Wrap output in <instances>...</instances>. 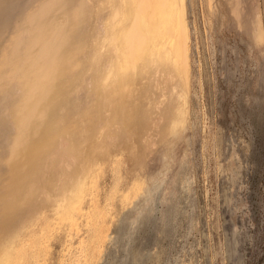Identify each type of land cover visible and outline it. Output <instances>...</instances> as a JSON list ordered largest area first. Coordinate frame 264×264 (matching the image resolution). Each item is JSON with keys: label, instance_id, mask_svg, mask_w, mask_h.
I'll list each match as a JSON object with an SVG mask.
<instances>
[{"label": "rangeland", "instance_id": "1", "mask_svg": "<svg viewBox=\"0 0 264 264\" xmlns=\"http://www.w3.org/2000/svg\"><path fill=\"white\" fill-rule=\"evenodd\" d=\"M53 1L54 3L49 4L54 6L51 7L52 14L50 10V15H47L48 25L50 22V25L54 24V21H51L53 17L56 22L63 17L64 0ZM73 1L69 0L70 3ZM76 1L84 6L80 14V31L86 30L87 33L85 31L82 33L88 34V42L91 44L94 41L91 37L92 29L95 27L100 29L101 24L93 17L87 16L89 10H94L101 0L98 3L97 0ZM45 2L47 3V0L42 2L41 0H0V4L6 7L3 13L4 21L2 20L0 26V40L8 41L13 26L21 22V16L23 18L30 10L32 14L38 8L47 6L48 3ZM227 2V0H185L190 30V103L187 104L189 116L186 126L178 132L172 142L164 144L161 135L156 131L159 121L156 117L159 112L158 107L162 105L156 106L153 120L146 124L142 132L140 131L143 136L139 133L131 139L129 120L132 117L130 109L134 103L133 96L146 82L140 80L139 76L135 84H133L134 79L126 81L124 93L126 109L122 114L120 125L108 124V127L103 128L104 130L99 129L100 125L96 128V125L92 135L83 138L82 141L79 140L80 137L76 138L75 148L77 147L76 150L80 153L77 162H85V157L89 156L93 163L92 157L95 155L107 157V153L116 155L113 158L122 162L121 192L128 186L129 179L139 173L135 166L136 161L144 160L152 164L156 152H163L166 148L171 156L167 167H163L160 163L155 166L152 179L144 186L140 196L130 199L133 201L130 202L131 204L128 202L121 206L118 200H113L111 208L113 212L105 225L115 240L107 241L103 245L100 261L98 260L97 264H264V54H262L264 43L261 44L262 49L254 44L247 20L243 24V30L236 28L230 3ZM249 2L255 4L256 8L252 6L253 3L251 7L255 10L258 8L264 19L262 13L264 0H248V7ZM11 13H15V16ZM19 14L20 18H18ZM8 15L14 20H9ZM72 16L76 17L73 14ZM85 21H87L86 27L83 25ZM18 36L19 34H15L14 38ZM92 43V45L96 44ZM2 44L4 43H0V55L4 47ZM98 46L100 44L97 45V49L101 51L105 48L102 43L100 47ZM14 85L8 90L5 89L6 97L2 98L7 99L15 94ZM166 87L162 91L169 94L170 86ZM87 88L85 81L79 85L76 80L72 81L68 88L63 86L65 104L60 109L56 107L53 114L51 111L46 114L45 122L49 121L52 115L51 120L55 123L58 114L62 116L65 111L69 112L70 117H73L72 120L76 118L73 120L75 127H71L69 132L77 136L81 129L79 114L87 106ZM149 89L154 92L156 90L155 94H151V98L162 101L165 99L158 95L159 90L156 88L152 89L149 85ZM17 90L19 91L16 92V96L14 95L15 98L11 97L13 101L20 96L18 94H21V89L17 87ZM142 94L145 93L142 91L139 95ZM11 98L7 99L9 101L0 100L1 105L3 104L0 107L3 115L0 114L2 116L0 119L3 120L0 122L4 123H0V131H3L1 128L3 127L6 129L4 133L9 129L8 132L11 130L9 133L14 134L10 126L12 116L9 115L12 111ZM143 100L139 98L140 104L145 103L146 100ZM6 102L11 103L8 106ZM5 107L7 108L3 110ZM3 111L9 112V116L5 112L2 113ZM104 115L106 116L105 109L101 117H105ZM76 123L78 126L75 125ZM45 125L46 123H42L39 128L41 133L35 134L28 142L30 149V145L35 140H41ZM123 133H127V137ZM13 134L9 136L12 137ZM71 134L67 137L64 134L55 138V149L53 148L52 154L43 160L41 166L42 174L39 176L41 183H47L46 180L50 177L56 178L59 174L66 173L68 167L65 166L68 160L64 156L66 153L63 152V147L73 145L75 137L72 135L74 139L70 138ZM7 139L10 138L6 137ZM8 140L4 144L2 141V144L0 143L2 146L0 158L8 157V151H5L9 149ZM160 142L162 143L159 144ZM29 147L16 158L10 159L12 160L10 163L4 165L3 160L0 163V241L3 240L4 230L9 223V217L6 215L8 202L13 200L14 205L15 202L19 203L18 198L14 199L10 193L16 186L15 181L21 173L24 155L28 150L30 151ZM133 156L136 159H133ZM108 163L109 160L106 159L101 165L103 169L99 174L100 179L98 178L101 189L98 190L97 200L101 205L111 180ZM77 165H73V168H77ZM48 194L40 190L36 198L37 202L45 198V202H42L45 203L42 205H46L43 208L45 212L43 218L48 220L43 221L42 218L41 226L52 222L54 217L52 204H49L51 200L47 198ZM29 212L31 213L24 215L30 217L31 214H35L31 209ZM23 213L25 211L21 214ZM13 218L14 221L10 223L12 229L18 226L17 216L13 215ZM64 228L65 226H61L53 230L54 235L48 240V264H58V257L66 245L62 240L68 239L63 235L66 232ZM72 234V241L77 240L79 235L82 236V230L76 232L74 229Z\"/></svg>", "mask_w": 264, "mask_h": 264}, {"label": "bare ground", "instance_id": "2", "mask_svg": "<svg viewBox=\"0 0 264 264\" xmlns=\"http://www.w3.org/2000/svg\"><path fill=\"white\" fill-rule=\"evenodd\" d=\"M227 1L230 3L231 15L236 28L243 30V24L247 20L254 44L261 48V44L264 43L262 42L264 41V24H262L264 19H262L258 8L255 10L256 6L253 2H249L250 6L248 7V0ZM70 2L64 0L63 17L56 22L55 17L52 16L53 20L51 21H54V24L51 25L50 19L48 25L47 15L52 14L53 9L51 10V7L54 5L49 4L54 3L53 0H47V6L38 8L32 14H30L31 10L29 9L30 15L24 14V16L22 14L23 18L20 14L19 17L17 15L18 18L21 16V22L13 26L8 41L0 40V43H4L0 55V100L3 101L4 99L5 101L14 95L16 96V92L19 91L17 87L21 89L18 98L14 101L12 100L13 97L11 98V113L9 110H7L9 112H2L12 116L10 120L13 125L10 121V126H12L11 129H13L14 134L13 132L9 133L11 130L8 132V128L4 133L3 131L6 129L1 127L3 131H0L2 132V134L0 133L2 136L0 143L1 141L3 144L6 143L8 140L6 137H9L11 141L8 140L9 147L7 148L9 149L5 150L8 151V159L1 157L0 163L1 160L4 161L2 162L4 165L10 163L12 161L10 159L16 158L18 154L29 147L28 142L32 140L35 134L41 133L39 131L40 125L46 123L41 140H35L30 145L31 149L29 147L30 151L28 150V153L24 155L21 173L15 181V188L10 193L14 199L18 198L19 203L15 202L14 205L13 200L8 202L6 215L9 217V223L4 230L3 240L0 241V264H48V240L54 235L52 232L61 226H65L66 232L64 231L63 235L68 239L62 240L66 245L63 252L60 251L61 254L57 263L97 264L101 257L103 245L107 241L115 240L105 225L106 220L110 219L113 212L111 211L113 200H118L121 206L128 204V202L132 203L133 201L130 199L140 196L144 186L152 179L155 166L160 163L163 167H167L171 160L167 148H164L163 152H156L152 164H148L144 160L136 161L135 166L139 173L135 174L136 176H131L128 186L121 192L122 162L120 163L113 158L116 155L113 156L108 153L109 157L107 155V157L95 155L92 157L94 158L93 163L89 156L85 157V162L76 161L80 155L76 150L77 147L75 148V141L78 137L82 141L83 138L92 135L96 125V128L100 125L99 129L108 127V124L118 123L120 125L123 118L122 114L126 109L124 93L127 79L129 81L134 79L133 84H135V80H138V76L141 78L140 80L146 81L142 89L140 88L141 90L133 96L134 103L130 109L132 117L129 120L131 139H134L140 131L142 132V129H145L146 124L153 120L158 105H162V107H158L159 112L156 117L159 121L157 120L156 131L161 135L164 144L172 142L178 132L186 126L188 120L190 30L186 17L185 0H101L94 10H89L87 16L93 17L101 24V30L96 27V29H92L91 37L94 40L92 42L96 43L95 45H92V42L89 44L88 34L82 33L86 30L80 31V14L84 6L75 0ZM252 3L255 8L251 7ZM12 9L14 8L12 7ZM4 11H6V7L0 4V26L3 23L2 20L4 21ZM14 14L11 13V15ZM72 14L76 17L74 18ZM11 15H8V18L13 21ZM48 18L50 17L48 16ZM86 23L87 21L83 22L84 27H86ZM6 24H8L7 21ZM15 34H19L18 38H14ZM101 43L105 45L103 51L97 49V45L100 44L101 46ZM74 80L79 85L85 81L88 86L86 89L87 106L79 114L81 129L77 136L69 132L71 127H75L73 120L76 119L72 120L73 117H70L69 112L65 111L62 116L58 114V120L54 117L55 123L51 120L52 115L50 120L45 122L46 114H49L50 111L53 114L56 107L59 109L63 107L66 99L62 88L63 86L68 88V85ZM151 82L153 84H150ZM13 85L16 88L15 94L12 88V91H9L13 92L14 95H9L10 98L7 99L2 98L3 96L6 97L5 92ZM149 85L152 86V89L159 90L158 95L165 99L162 101L151 98V94H155L156 90L154 89L155 92L150 91ZM167 85L170 86L169 94L162 91L167 88ZM6 88L7 90H5ZM142 91L145 94L141 96L139 94ZM145 97V103L140 104L139 98L143 100ZM2 105L0 102V107ZM104 109L106 116L101 117ZM1 124H4L3 121ZM77 124L75 125L78 126ZM72 130L74 131V129ZM73 131L71 132L73 133ZM9 134H13L12 137ZM64 134L66 137L69 134H71L70 138L72 135L75 137V139L72 137L74 139L72 146L63 147V152L66 153L64 156L68 160L65 166L68 167L67 171L65 174L54 177L55 180L50 177L46 180L47 183H41L39 176L42 174L43 160L52 154L55 138ZM123 134L127 137V133ZM141 135L143 136V134ZM5 146L4 148H6ZM0 147L2 146L0 145ZM119 153L117 154L119 155ZM4 157L6 156L4 155ZM102 157L103 159H100ZM104 158L109 160L111 180L109 188L105 192L103 205H101L97 200V193L101 189L98 178L103 169L101 165L106 161ZM73 165H77V168H73ZM69 168L71 170H68ZM40 190L49 193L47 198L51 200L49 204H52L54 211L53 223L48 221L50 223L42 224L43 226L40 224L46 220L43 218L45 213L43 208L46 205H42L45 204L42 203L45 202V198L43 201H36ZM30 209L35 214H31L29 217L27 213H31L29 212ZM23 211L25 213L21 214ZM13 215L17 216L16 223L18 225L15 224L17 227L14 229L11 227L14 221ZM40 221L42 222L40 223ZM74 229L76 232L82 230V236L79 235L77 240L72 241Z\"/></svg>", "mask_w": 264, "mask_h": 264}]
</instances>
